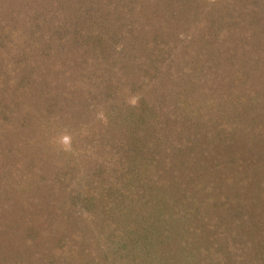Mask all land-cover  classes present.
Masks as SVG:
<instances>
[{
    "label": "trees",
    "instance_id": "trees-1",
    "mask_svg": "<svg viewBox=\"0 0 264 264\" xmlns=\"http://www.w3.org/2000/svg\"><path fill=\"white\" fill-rule=\"evenodd\" d=\"M12 1L0 0V47L13 44L12 37H16V31L20 29V38L27 32H23L27 27L36 36L38 32L42 35L43 31L50 34L47 44L40 50L41 54L46 55L53 50L52 42L56 41L58 48L65 45L66 38H72L67 47H82L83 51L90 46H102L99 42L104 32L111 36L116 31L109 27L114 25L116 16H131V20L124 23L126 32L130 33L125 36H136V42L132 45L133 48L134 45L138 46L139 51L135 54H139L141 48L148 54L147 57L133 55L136 65L132 69L138 68L141 74L137 83L142 89L149 85L150 95L147 97L146 92V98L131 108L129 103L116 99V96L127 86L131 87L128 77L131 78L132 73L124 77L115 75L116 80L104 75L107 80H103L100 86L103 93L99 94L106 109L102 124H107L111 136L102 145L96 139L91 140L92 147L88 142L81 141L76 149L82 155L84 151H92L89 154L86 152L80 160L88 169L82 186L91 193L81 198L82 206L87 209L80 213L74 209L80 191L67 200L54 196V213L59 223H56L53 236L43 241L45 228L50 226L49 222H41L42 216L25 221L24 227L27 229L23 232L16 228L21 238L26 236L30 241L36 239L45 242L44 249L43 242L39 247L34 246L35 242L30 246L22 244L23 247L17 244V255H12L7 250L9 242H2L0 264H264V64L260 65L264 60L255 58L250 61L247 56L254 55L256 46L252 48L251 42L236 36L237 43L241 41L240 47L244 48L240 59L246 65L236 69L233 76L226 75L232 80L231 83L216 88L215 82L207 79L213 87L202 94L201 100H207V105L218 111L214 117L216 126L199 128L190 126L180 117L187 109H190L187 113L191 115L198 111L192 91L197 89L195 81L203 78L205 63L197 69L196 78L187 70L189 80H195L188 86L191 101L186 97L185 87H178L177 83V96L172 102L167 98L170 96L167 90L163 102L159 101L160 94L156 92L158 88H163L157 80H178L177 75H182L181 70L174 73L173 67L164 71L162 65L164 61L173 59L168 55L176 47L169 39L173 33L178 42H187L184 36L172 32V27L176 28L180 21L186 22L185 18L194 10L192 0H137L135 4L126 2L121 5L114 3V0H20L18 6L27 8L29 16L23 20V24L17 20L19 27L15 28L10 25L9 19L13 16ZM253 1L257 4L259 0ZM37 2L40 7L36 5ZM176 2L179 4L174 8ZM42 5L51 9L44 13ZM250 9H256L255 4ZM217 11L211 16L214 17ZM55 16L61 17L52 22ZM228 18H223L216 34L198 33L199 41L195 36L189 38L186 48L193 49L195 54L202 51L206 44L220 49V37H224L225 44H228L225 38H229V31L226 28L222 32V25ZM143 20L147 23H142ZM126 55L125 46L121 45L113 59L117 61L120 56L119 62L129 61ZM197 56L200 57V52ZM207 71L212 76L219 75L217 70L209 68ZM48 75V71L44 70L41 77L46 79ZM125 77L128 80H122ZM86 78L87 73L83 72L81 80ZM66 81L75 87V80ZM4 83L5 80H0V129L5 128L0 138L3 148L6 145L11 150L8 144L11 142L9 134L14 131L12 129L23 128V132H26L34 124L30 112L20 117L14 113L23 108L24 103L40 106V100L44 97L59 95L66 99L67 90L65 83L60 86L59 81L42 80L37 85L29 84V89L23 87L17 90L21 92L17 95L21 98L19 100L15 96L17 92L8 94L9 89ZM207 94L214 97L208 98ZM7 95L10 96L9 104L14 103L10 109H6V104L2 102ZM77 99L76 106L81 109L82 116L87 115L89 119L90 103L96 99L86 96ZM168 105L171 107L168 108ZM55 107L56 102L53 101L52 108ZM15 131L16 135L22 133ZM35 133L30 137L23 134L22 141L26 139L27 142L38 143L42 140V144L45 138L39 135L44 133L43 130ZM85 133L82 130L77 132L84 137ZM22 141L17 143L23 145ZM93 158L95 166L92 164ZM10 160L6 163L10 164ZM105 167L109 169L107 180L102 174ZM12 173L16 187L11 179L0 180V211H3L2 201L12 189L33 179L17 168ZM72 173L73 167L69 166L63 172L62 180H68V186L71 184L69 187H77L80 182L70 181L69 175ZM119 177L122 179L119 193L112 197L113 184ZM4 187L7 192H3ZM101 197H105V209L98 211L91 208V203ZM67 205L73 207L64 212ZM32 207L33 211L38 212L43 209L37 200ZM24 209L30 216V208L27 206ZM115 211L118 214L114 217L112 213ZM74 217H79L83 223L76 225L79 227L76 235L67 237L65 229ZM3 236L10 237L8 240L12 238L8 233Z\"/></svg>",
    "mask_w": 264,
    "mask_h": 264
},
{
    "label": "rangeland",
    "instance_id": "rangeland-1",
    "mask_svg": "<svg viewBox=\"0 0 264 264\" xmlns=\"http://www.w3.org/2000/svg\"><path fill=\"white\" fill-rule=\"evenodd\" d=\"M113 2H118L120 5L126 2L135 4L137 0H114ZM192 2L194 10L190 11L188 17L185 18V23L180 21L176 28L172 27V32H177L180 36H184L187 42L189 38L194 36L197 38V41H199L200 38L198 39V37H200V35H198V33L206 32L208 34H216L222 24L223 18L226 19L229 16L230 19L228 18L229 20L222 25V27L224 26V29L221 28L222 32H224L226 28L227 31H229V38H225V40H228V44H225L224 37H220V49L213 48V45L206 44L202 51L199 50V57L197 56L199 52L195 54L193 49L186 48L185 44L187 42H178L175 37V33H173L169 39L176 47L168 52L169 57H172L173 59H170V61L167 60V62L164 61L162 66L164 67V71H167L168 69L170 70L172 67L173 70H175L174 73L181 70L182 75H177L179 78L178 80H163V78L157 80L163 88H158L156 92L160 94L159 101L163 102V96L165 94V90H167L170 95L167 96V98H169L170 102H172L177 96V89L175 85L177 83L178 87H185L186 97L189 101H191L188 86L195 80H189V73L187 70H189L196 78L197 69L205 63L204 71L202 73L203 78L195 81L197 89L192 91V93H195L192 99H194L195 109L198 111L195 112V115H191L187 113V111L190 112V109H187L184 112L182 111L184 117L181 116L180 118H183L185 123L190 124V126H198L199 128H203L205 126L206 129H210L211 127L216 126L214 117L218 111L215 108L209 107L207 105V100H201L202 94L209 90V88L213 87L210 86L211 84L207 79L210 78V80H213L216 84V88L219 85L221 86L225 83H231L232 80L226 75L230 74L229 77L233 76L236 69L243 68V66L246 65L240 59V56H242L241 50L244 48L240 47L241 41L237 43L236 36L244 37L248 42H251L252 48L256 46V50L253 53L254 55H247L250 57V61H253L255 58L258 60H264V0H259L257 4L254 3L253 0H192ZM12 3L13 6L11 10L13 16H10L9 19L10 25L15 28L19 27V23L21 24L22 22L23 24V20L28 17L29 14L26 13L27 8L23 5L18 6L20 4V0H14ZM178 4L179 2H176L174 4V8L178 7ZM254 4L256 9H250V7ZM36 5L40 7L38 2ZM48 8L50 7L47 6V8H44L42 5L44 13L48 10ZM216 11L217 14L212 17L211 13ZM59 18L55 16L51 20L54 22ZM116 18V21L114 20V25H109L110 28L116 30L113 31L114 35L108 36L105 31L104 34L107 36L103 34V38L100 39L101 41L99 42L102 46H90V48L86 49V51H83V49H81L82 47H67L68 43L71 44L70 41L72 38L70 40L69 38H66L65 45H60L57 48L56 41L52 42L54 44V46H51L53 47V50L49 53L47 52V55L41 54V48L46 45L49 40V33H47V31H43L41 35L38 32V36H36L31 34L27 27L23 30V32H27H24V35L20 38V29L16 31L15 36L17 38L12 37L13 44H4V46L0 47V80H5L4 84L7 86V89H9L7 91L8 94H14V92L16 93L17 90H20V88L23 87L29 89V84L33 83L34 85H37L38 82H42V80H52V82L55 83L59 81L61 83L60 86L65 83V90H67L66 99L59 97V95L52 96V98L44 97V99L42 98V100H40L42 101L40 106L34 103L27 105L24 103L23 108H19V111L14 113L16 117H20L23 114L30 112L32 114L34 124L31 129L26 132H23V128L12 129L14 131L9 134L11 142L8 144L11 146V150L6 145L3 148L2 138H0V153L2 152L1 154L3 155H0V180L6 179L7 181H10L9 179H11L14 187H16L15 180L12 177V170L15 168H17L21 173L26 174L27 177L33 178L30 181H26L24 185L22 182V185L18 188L12 189L8 197L2 201L4 204H1L3 206V211H0V243L9 242L7 250L12 255H17V244L30 246L31 243L35 242L34 246L39 247L41 243L46 241L50 235L53 236L56 231V223H59L58 216L54 213V209L56 207H53L54 204H56L53 200L54 196L57 199L67 200L70 197H73L76 191H80V198L75 202L76 208L74 209H77L76 213H80L82 210L85 212L87 209L85 206H82L81 198H84L86 195L91 193L90 191H87V188L82 186V184H85L84 177L88 169L87 166L82 163L83 161L80 162V160L83 159L86 152L89 154V152L92 151H84L82 155L81 153H78L76 149L79 147L81 141L91 144L92 142L90 141L96 139L100 145H102L105 144L111 136L110 130L107 128V124L106 126L105 123L102 124L105 122L106 115L104 112L106 109L102 104L103 101L99 94L103 93L101 92L103 88L100 87L103 85V80H107V77L104 75H110L112 79H115V75L124 77L126 74L131 75L130 73H132V77H128L129 80L126 77L122 79L128 80L130 82L128 84H131V87L127 86L125 90L121 91L120 95L116 96V99L124 100L125 103H129L131 108L132 106L136 107L142 99L146 98V92L147 97L150 95V89L148 90L150 87L149 85H145V88L142 89V87L139 86V83H137L140 81L138 77L141 74L137 71L138 68L132 69L136 65L135 61L133 62V55L147 57V51L142 50L141 48L139 54H135L139 51L137 50L138 46L136 47V45H134L133 48L132 45L136 42V36H125V34L130 33L126 32L124 23H128L131 20V16L123 17L119 15L116 16ZM17 20L19 23H17ZM144 21L145 20H143L142 23ZM165 22L167 21L165 20ZM172 24L174 25V23ZM97 27L100 28V24H98ZM23 38H25V40H23ZM121 45L125 46L127 51L126 56H129V61L126 59L123 62H119L120 56H118L117 61L113 59L116 56L117 51L120 50ZM84 52L86 53L84 54ZM263 64L264 63H261L260 65L263 66ZM43 66L44 68H42ZM209 68L217 70L219 75L217 76L214 74V76H212V74L207 71ZM3 69L7 73H5ZM40 69L42 70L40 71ZM131 69L132 72L130 71ZM44 70L48 71L49 74L46 76V79L41 77L44 75ZM83 72L87 73L86 80H81V74ZM66 80H75V87H73L69 82L67 83ZM222 80L223 82H221ZM49 85L50 84H48V86ZM136 87L137 89H135ZM19 94H21V92H17L15 96ZM76 96H86V98L91 97L96 99V101L90 103L91 111L89 119L87 115L82 116L81 109H78L76 106ZM206 96L208 98L214 97L210 94H207ZM17 99L21 100L18 96ZM199 100L200 102L198 103ZM53 101L56 102L55 109L52 108ZM2 102L6 104V109H10L14 104L13 102L12 105L9 104V95H7V97L4 96ZM170 107L171 105H168V108ZM10 113L13 114L12 112ZM114 122H116L115 119ZM114 122L112 123L116 125ZM17 127L18 126L15 128ZM28 127L30 128V126ZM76 127L77 129H75ZM4 129L5 128L3 126L0 129V134L5 132ZM15 130L22 131V133L16 135ZM40 130L41 132L43 130L44 133H41L39 136L43 137V139L45 138L42 144H40L42 140L38 143H31L30 141L27 142L25 141L26 139L22 141L21 137L23 134L30 137L32 134H36V131L38 133ZM81 130L84 133L85 131H88V135L85 133V137L83 134L79 136L77 132ZM115 138L117 139L118 136H115ZM17 141H22L21 143L23 145H20ZM110 141L112 142V139ZM94 151H96V149H94ZM9 159H11L10 164H7L6 162ZM94 161L95 159L93 158V166H95ZM69 166L73 167V173L71 176L69 175L70 181L74 180L76 182H80V185L77 187L74 185L69 187L71 184L68 186V180H62L63 172H66ZM108 170V167H105L102 172L105 180H107L106 174H108ZM18 177H20L19 174ZM121 181L122 179L119 177V180H116V184H113V189L111 191L112 197L119 193L118 189L120 184H122ZM53 184L54 189H52ZM6 190L7 189L4 187L3 192H7ZM22 191H24L25 194H23ZM26 192H28V194ZM0 195H2L1 192ZM101 198L102 199L98 201L95 200L91 203V208L98 211L105 209L107 206L104 205L105 197ZM36 200L37 202L39 201V205H42V211H33L32 205L33 202H36ZM109 202L112 204L113 201ZM114 205L116 204L113 202V206ZM27 206L31 210L30 216L24 212V207L26 208ZM70 207L73 206L67 205L64 207V212L65 210L69 211L71 209ZM116 214H118L116 211L112 213L114 217ZM34 216H42L41 222L42 220L43 222H49L48 226L50 227H43L46 230L44 231L43 241L36 239H32V241H30L31 239L29 237L25 236L24 238H21V236L16 233V228H20L22 232L25 231L27 229L24 227L25 221L30 218L32 219ZM49 217L51 218L49 219ZM79 219V217H74V220L71 221L69 226L67 225L64 232L67 237H70L72 234L76 235L77 229H79L76 225L83 223ZM17 223L22 224L17 226ZM5 233H8L12 236V238L8 240L10 237L6 238L3 236ZM39 237L42 238V235L40 234ZM44 247L45 242H43L42 250ZM8 251L6 252L9 253ZM6 252L4 255L7 257Z\"/></svg>",
    "mask_w": 264,
    "mask_h": 264
}]
</instances>
